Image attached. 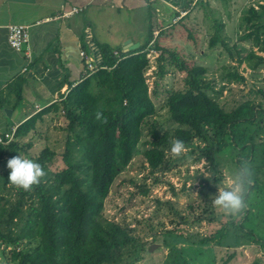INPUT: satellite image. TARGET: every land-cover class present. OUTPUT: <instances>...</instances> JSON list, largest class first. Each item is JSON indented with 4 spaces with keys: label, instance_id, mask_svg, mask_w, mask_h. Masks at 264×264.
Listing matches in <instances>:
<instances>
[{
    "label": "trees",
    "instance_id": "obj_1",
    "mask_svg": "<svg viewBox=\"0 0 264 264\" xmlns=\"http://www.w3.org/2000/svg\"><path fill=\"white\" fill-rule=\"evenodd\" d=\"M243 32L238 42H250L257 51L264 52V2L257 9L249 6L241 16ZM207 45L219 43L230 63L221 64L217 76L208 77L207 67L189 62L193 54L182 53L175 45H164L154 38L151 48L147 42L127 52L112 51L99 46L102 61L86 71L84 76L66 93L20 122L11 139L0 143V264H138L152 243L142 241L126 225L106 219L101 214L102 202L114 177L128 164L139 143L142 127L154 115L152 98L158 95L157 81L168 70L182 73V87L165 91L164 104L171 129L159 130L153 121L148 126L146 147L142 151L147 174L167 165L165 149L174 139L183 140L185 148L196 150L216 165L214 155L223 150L230 153L234 173L251 171L252 183L247 188V208L230 215L213 231L167 230L172 243L186 242L206 246L219 245L229 228L243 231V236L255 243H264V235H254L243 225L249 219V208L263 204L264 209V89H247L243 98L225 109L218 98L230 84L245 82L236 64L242 61L264 66L261 56L250 49L221 41L222 25L215 22ZM241 28V27H240ZM148 52L153 56V83L149 91L145 71L149 68ZM199 52V51H198ZM263 61V62H262ZM20 84L11 88L19 100ZM0 99V105H1ZM103 111L107 123L95 119L96 111ZM59 115L63 123L57 127L62 133V148L58 153L60 165L51 166L55 152L44 145L36 154L28 153L36 123L44 122V115ZM45 137V136H43ZM193 140L199 144L193 145ZM23 155L39 163L45 176L39 184L26 191L8 181L7 161ZM155 180V179H153ZM216 184V170L211 177ZM207 183V182H206ZM146 192L143 184L138 185ZM13 191L14 199L4 191ZM171 204L170 200L166 201ZM210 210L196 216L193 222L216 219ZM179 224H192L177 213ZM264 222V219L261 218ZM151 241H163L151 234ZM154 248V247H153ZM151 248V249H153ZM231 252L227 259L232 257ZM166 264H186L180 248L174 247ZM4 259V263H2ZM225 264V260L221 261Z\"/></svg>",
    "mask_w": 264,
    "mask_h": 264
},
{
    "label": "rangeland",
    "instance_id": "obj_2",
    "mask_svg": "<svg viewBox=\"0 0 264 264\" xmlns=\"http://www.w3.org/2000/svg\"><path fill=\"white\" fill-rule=\"evenodd\" d=\"M240 3L241 1L237 2V5H240ZM235 8V13L241 10ZM210 9L211 12L206 11L204 14V21L196 27L195 30L198 29V32L195 30L187 31L189 36L200 44L199 50H202L201 52L195 50L194 53L192 52L193 57L189 58L187 56V59L189 62L205 65L208 77L217 76L220 65L230 63L219 43H216L213 47L207 45L208 36L213 32V24L210 21L211 16L208 14L221 17V14H215L216 10L214 8ZM233 18L231 19L233 20ZM236 24H226L225 32L221 31L220 33L221 41H224L228 47H233L232 45L235 44L240 46V42L235 38V26L239 29V24ZM199 37L201 38L199 39ZM166 42L177 46L176 48H179L185 54L191 52L189 37H176L175 40ZM148 53H150L147 56L150 66L144 75L148 90L151 91L155 87L153 83L155 79L153 77V56L155 53ZM262 60L264 61V57ZM249 66L253 65L250 63ZM236 67L239 72H244L239 65ZM256 74L258 76L255 81L253 80L254 82L246 80L241 84L227 85V88L222 91L218 98L221 106L227 109L235 102L240 101L243 98L242 94L247 89H254L255 87L264 89V68L262 72L258 71ZM156 81L158 95L152 98L155 113L147 118L144 123L139 143L130 161L112 180L107 195L102 202V216L121 225H126L130 232L142 241L156 244L153 249L149 250V253H145L138 264H166L167 261L171 260L169 254L173 252L174 247L180 248V256L185 259L186 264H221L223 260H225V264H264V243H255L247 239L240 229L229 228L228 235L219 245L202 246L186 242L172 243L170 241V235L166 233L167 230L176 232L181 228L207 234L218 227L219 223L228 219L230 215L213 206L212 197L217 194L219 188L228 186L229 179L235 173L231 166L230 153L226 150L214 155L213 163L216 165V176H219V182L214 184L211 180L204 181L206 178L211 177L215 170L203 157L197 158L196 150L185 148L184 152L176 157L170 154V148H166L167 165L152 175L147 174L142 151L146 147L145 140L149 139L148 126L153 121L159 130L171 129L175 126L168 118L164 96L165 91L182 87V73L170 69L162 78ZM62 123L63 120L59 115L48 114L45 116L44 122L37 126L36 133L38 135H32L31 137L32 145L28 149V153L36 154L44 145L53 143L50 147L54 149L55 156L51 166H59L61 163L58 153L62 148L63 136L57 127H60ZM197 144H199L198 140H193V145ZM141 184H143L146 192L140 191L138 185ZM4 195L10 201L14 199L11 190L4 191ZM167 200L172 203H167ZM208 206L212 211V215L209 217L215 215L216 219L202 220L199 223L193 222L192 220L196 216L205 215L210 211ZM177 213H180L181 217L188 218L192 224H179ZM248 217L249 219L243 223L244 227L251 229L254 235H264V222L261 221V218L264 219L263 204L251 206ZM151 234L160 235L163 241L156 240L152 242ZM231 252H233L232 257L228 260L227 256ZM3 261L4 259H2V263H4ZM4 264L9 263L5 261Z\"/></svg>",
    "mask_w": 264,
    "mask_h": 264
},
{
    "label": "crops",
    "instance_id": "obj_3",
    "mask_svg": "<svg viewBox=\"0 0 264 264\" xmlns=\"http://www.w3.org/2000/svg\"><path fill=\"white\" fill-rule=\"evenodd\" d=\"M239 1L241 3L237 5ZM263 2L0 0V136L3 138L4 133H12L24 119L60 99L69 86L84 76L85 59L79 51H83L92 67H97L102 61L99 46H105L117 55L120 51L127 52L143 45L150 35L145 44L150 48L154 38L161 44L173 45L166 41L189 37L192 54L199 50L200 44L187 31H194L204 21L206 11L211 12L210 8L216 10L213 13L221 14V17L208 15L212 24L215 21L222 25L224 33L226 24H239L245 9L249 6L257 9ZM234 7L241 10L235 13ZM71 8L78 11L64 16ZM230 17H234L233 20ZM11 24L26 26L27 40L21 51H15L7 43V26ZM234 29L235 38L245 32L242 25ZM240 45L244 48L242 54L251 49L256 55L263 54L261 57H264V52L257 51L250 42ZM231 63L244 70L240 73L249 82H254L258 76L256 73L264 68L262 64L247 66L243 61L241 64ZM14 83L21 85L18 101L11 88ZM39 124L36 123V129Z\"/></svg>",
    "mask_w": 264,
    "mask_h": 264
},
{
    "label": "clouds",
    "instance_id": "obj_4",
    "mask_svg": "<svg viewBox=\"0 0 264 264\" xmlns=\"http://www.w3.org/2000/svg\"><path fill=\"white\" fill-rule=\"evenodd\" d=\"M95 119L102 123H107V118L103 111H96ZM185 150L183 140L174 139L170 145V154L180 156ZM7 168L10 169L8 181L26 191L31 190L33 185L39 184L45 172L42 166L34 160L21 155L13 156L7 161ZM251 171L245 169L242 172L231 176L227 187L218 189L215 196L212 197V204L215 208L221 210L227 215H234L247 208L245 200L248 186L252 183Z\"/></svg>",
    "mask_w": 264,
    "mask_h": 264
},
{
    "label": "built area",
    "instance_id": "obj_5",
    "mask_svg": "<svg viewBox=\"0 0 264 264\" xmlns=\"http://www.w3.org/2000/svg\"><path fill=\"white\" fill-rule=\"evenodd\" d=\"M78 11L76 8H71L70 11L67 13H64V16H69L71 13H75ZM27 40V30L25 25L21 24H11L7 26V43L8 45L13 48L15 51H21L26 43ZM147 53L146 56H148ZM79 55L85 59V72L92 70V64L89 62L88 59L85 58V55L83 51H79ZM12 133H4L3 138L5 141H8L11 139ZM0 136V143L2 142L3 139Z\"/></svg>",
    "mask_w": 264,
    "mask_h": 264
},
{
    "label": "water",
    "instance_id": "obj_6",
    "mask_svg": "<svg viewBox=\"0 0 264 264\" xmlns=\"http://www.w3.org/2000/svg\"><path fill=\"white\" fill-rule=\"evenodd\" d=\"M155 245H156V244H151L149 248L151 249V248H153Z\"/></svg>",
    "mask_w": 264,
    "mask_h": 264
}]
</instances>
